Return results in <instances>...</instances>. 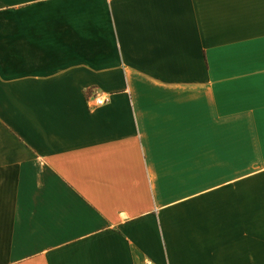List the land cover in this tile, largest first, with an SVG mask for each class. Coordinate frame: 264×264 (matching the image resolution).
<instances>
[{
    "label": "crops",
    "instance_id": "obj_1",
    "mask_svg": "<svg viewBox=\"0 0 264 264\" xmlns=\"http://www.w3.org/2000/svg\"><path fill=\"white\" fill-rule=\"evenodd\" d=\"M0 264H264V0H0Z\"/></svg>",
    "mask_w": 264,
    "mask_h": 264
},
{
    "label": "built area",
    "instance_id": "obj_2",
    "mask_svg": "<svg viewBox=\"0 0 264 264\" xmlns=\"http://www.w3.org/2000/svg\"><path fill=\"white\" fill-rule=\"evenodd\" d=\"M107 101H108V99H106V98H103V97H97V98H96V105H97V106L104 105Z\"/></svg>",
    "mask_w": 264,
    "mask_h": 264
},
{
    "label": "rangeland",
    "instance_id": "obj_3",
    "mask_svg": "<svg viewBox=\"0 0 264 264\" xmlns=\"http://www.w3.org/2000/svg\"><path fill=\"white\" fill-rule=\"evenodd\" d=\"M96 98H97V97H96ZM236 131H238V130L236 129ZM240 147H241L240 144H235V151H240ZM237 162L240 163V161H235V163H237Z\"/></svg>",
    "mask_w": 264,
    "mask_h": 264
}]
</instances>
